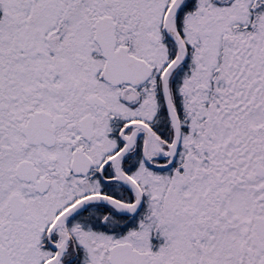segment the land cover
I'll return each instance as SVG.
<instances>
[{
	"label": "snow or ice",
	"instance_id": "snow-or-ice-1",
	"mask_svg": "<svg viewBox=\"0 0 264 264\" xmlns=\"http://www.w3.org/2000/svg\"><path fill=\"white\" fill-rule=\"evenodd\" d=\"M0 264H264V0H0Z\"/></svg>",
	"mask_w": 264,
	"mask_h": 264
}]
</instances>
